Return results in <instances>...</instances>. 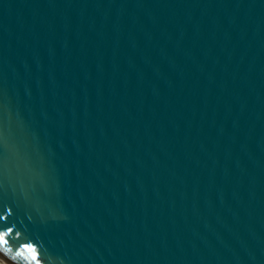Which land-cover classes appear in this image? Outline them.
<instances>
[{
  "label": "water",
  "instance_id": "obj_1",
  "mask_svg": "<svg viewBox=\"0 0 264 264\" xmlns=\"http://www.w3.org/2000/svg\"><path fill=\"white\" fill-rule=\"evenodd\" d=\"M2 264H264V0H0Z\"/></svg>",
  "mask_w": 264,
  "mask_h": 264
},
{
  "label": "snow or ice",
  "instance_id": "obj_2",
  "mask_svg": "<svg viewBox=\"0 0 264 264\" xmlns=\"http://www.w3.org/2000/svg\"><path fill=\"white\" fill-rule=\"evenodd\" d=\"M0 239H2V237H0Z\"/></svg>",
  "mask_w": 264,
  "mask_h": 264
},
{
  "label": "bare ground",
  "instance_id": "obj_3",
  "mask_svg": "<svg viewBox=\"0 0 264 264\" xmlns=\"http://www.w3.org/2000/svg\"><path fill=\"white\" fill-rule=\"evenodd\" d=\"M0 264H2V263L0 262Z\"/></svg>",
  "mask_w": 264,
  "mask_h": 264
}]
</instances>
